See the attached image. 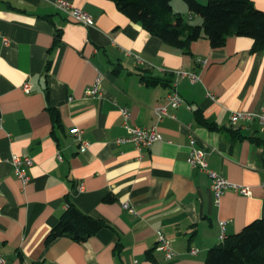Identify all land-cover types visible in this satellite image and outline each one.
I'll list each match as a JSON object with an SVG mask.
<instances>
[{
    "label": "crops",
    "instance_id": "0c3cea01",
    "mask_svg": "<svg viewBox=\"0 0 264 264\" xmlns=\"http://www.w3.org/2000/svg\"><path fill=\"white\" fill-rule=\"evenodd\" d=\"M58 1L0 0V257L6 264H204L211 248L264 219V131L256 121L229 126L233 111L264 109V51L230 37L220 48L200 38L184 53L110 0H63L86 12L89 26ZM252 2L264 12V0ZM171 6L201 23L182 0ZM98 77L97 93H88ZM173 91L182 104L157 122L154 110ZM122 109L126 124L155 126L161 140L140 151L116 144L127 136ZM73 128L82 131L85 152ZM191 148L251 195L226 190L216 198L208 175L188 164ZM13 156L33 161L24 187ZM67 200L107 227L82 244L46 243ZM159 232L170 259L157 248Z\"/></svg>",
    "mask_w": 264,
    "mask_h": 264
},
{
    "label": "trees",
    "instance_id": "16d2710c",
    "mask_svg": "<svg viewBox=\"0 0 264 264\" xmlns=\"http://www.w3.org/2000/svg\"><path fill=\"white\" fill-rule=\"evenodd\" d=\"M110 1L129 20L184 53H189L191 44L200 38L207 39L212 48H220L230 37L249 38L253 42L252 52L264 51V12L256 9L252 0H206V4L182 0L191 18L201 19L200 24L174 12L172 0ZM53 115L57 120L56 113ZM106 227L104 222L85 215L67 200L66 209L47 235L46 243L67 237L82 244ZM204 264H264V219L249 223L221 245L211 248Z\"/></svg>",
    "mask_w": 264,
    "mask_h": 264
},
{
    "label": "built area",
    "instance_id": "2783aa9c",
    "mask_svg": "<svg viewBox=\"0 0 264 264\" xmlns=\"http://www.w3.org/2000/svg\"><path fill=\"white\" fill-rule=\"evenodd\" d=\"M57 8L62 12L69 13L76 23H79L83 26H89L92 24L91 17L86 12L73 7L66 1L59 0L57 3ZM2 41L4 45H8L9 43L8 39H6L5 37L2 38ZM137 61L139 60L137 59ZM178 75L182 78L187 77L192 83L197 80V76L193 73L180 72L178 73ZM99 83L100 78L98 77L96 78L92 89L89 90L88 93H97ZM30 89L31 85L28 82L23 84V91L25 93H29ZM165 100V105H162L154 110L157 122H160L164 117L173 118L174 116L172 114H168L167 107L169 106L173 109H177L183 102L176 91L170 92L166 96ZM121 114L124 119V127L126 129L127 136L117 139L115 141L116 144L131 143L134 145L135 149L140 151L142 149L149 148L152 144L161 140V136L155 126L149 128L130 126L126 124V120L128 119V111L126 109H122ZM252 121L258 122L262 130L264 131V109L259 112L233 111L229 117V126L234 127L239 122ZM71 134L74 137L75 141L79 143V151L85 152L87 150L88 143L82 139V131L79 128H73L71 129ZM189 140L190 145L192 146L194 144V138L190 137ZM205 156L206 154L204 151L191 148L189 156L187 158V162L191 167L197 168L208 175L210 179V189L216 198H219L226 190H231L243 196L251 195V190L249 187L232 183L226 180L224 177L218 175L215 171L210 170L208 168ZM58 158L61 159L60 156H58ZM10 164L22 186L24 187L25 185H27L30 178L27 175L26 169L33 165L32 159L29 157L13 156L10 159ZM80 189H82V187H80ZM123 207L128 209L129 212L134 213V210L131 209L127 204H123ZM157 248L164 253V257L166 259H170L172 257L170 242L160 232L157 233ZM195 253L196 250L192 249L191 254ZM0 264H6L2 257H0ZM134 264H136V262H134Z\"/></svg>",
    "mask_w": 264,
    "mask_h": 264
},
{
    "label": "rangeland",
    "instance_id": "374dc122",
    "mask_svg": "<svg viewBox=\"0 0 264 264\" xmlns=\"http://www.w3.org/2000/svg\"><path fill=\"white\" fill-rule=\"evenodd\" d=\"M202 4V3H201ZM203 4H206V3H203Z\"/></svg>",
    "mask_w": 264,
    "mask_h": 264
}]
</instances>
